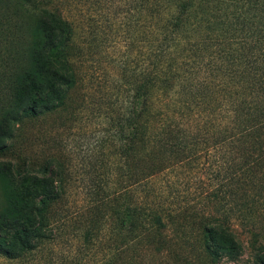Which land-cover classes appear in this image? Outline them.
I'll list each match as a JSON object with an SVG mask.
<instances>
[{
  "label": "trees",
  "instance_id": "trees-1",
  "mask_svg": "<svg viewBox=\"0 0 264 264\" xmlns=\"http://www.w3.org/2000/svg\"><path fill=\"white\" fill-rule=\"evenodd\" d=\"M2 4L0 151L19 120L59 105L75 80L66 56L73 36L69 23L31 8L29 0ZM130 7L140 38L134 41L145 49L142 78L133 88L119 85L120 104L110 106L108 114H115L110 119L121 155L144 151L145 166L136 163V170L142 169L134 174L133 185L156 209L130 201L117 210L116 220L132 229L160 224L161 213L189 204L194 199L190 190L173 196L164 155L190 168L198 165L199 152L208 156L209 177L219 185L209 198L220 200L226 214L225 206L234 209V196L247 194H240L234 183L241 175L253 182L243 166H249L251 154L264 151V0H131ZM48 187L47 196L30 200L27 224L6 236L0 233L1 255L14 259L36 247L33 241L49 226L46 210L57 199L55 183ZM5 199L0 224L18 225V205L27 201L13 195ZM219 228L216 234L209 224L203 226L211 264L223 259L240 264L241 244L229 228ZM255 244L250 259L264 264V244ZM104 259L100 264H110Z\"/></svg>",
  "mask_w": 264,
  "mask_h": 264
},
{
  "label": "rangeland",
  "instance_id": "rangeland-1",
  "mask_svg": "<svg viewBox=\"0 0 264 264\" xmlns=\"http://www.w3.org/2000/svg\"><path fill=\"white\" fill-rule=\"evenodd\" d=\"M29 2L72 28L66 56L75 80L59 105L19 120L0 151V210L7 195L27 201L18 205V225L0 224L2 235L27 224L30 200L47 196L51 183L57 187V199L46 210L49 226L33 241L36 247L14 259L0 254V264H100L104 258L110 264H211L204 248L206 224L216 234L219 227L233 231L242 246L240 264H255L252 242L264 244V151L251 154L249 166H243L253 182L241 175L234 183L240 194H247L234 196V209L225 206L226 214L220 200L209 198L219 185L209 177L213 168L207 155L199 152L198 165L190 168L164 155L173 196L188 189L194 199L174 209L176 213H161L160 224L133 229L119 224L117 210L130 201L156 209L133 185L134 174L145 166L144 151L121 155L110 119L115 114H108L110 106L120 104L119 85L133 88L142 78L145 49L134 41L140 38L132 25L131 0ZM3 4L0 0V10ZM3 29L0 14V41L6 38ZM1 90L0 85V99ZM137 162L141 165L136 170ZM219 264L234 263L223 259Z\"/></svg>",
  "mask_w": 264,
  "mask_h": 264
}]
</instances>
